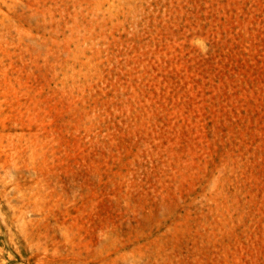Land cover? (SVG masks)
<instances>
[{"label": "rangeland", "instance_id": "374dc122", "mask_svg": "<svg viewBox=\"0 0 264 264\" xmlns=\"http://www.w3.org/2000/svg\"><path fill=\"white\" fill-rule=\"evenodd\" d=\"M0 264H264V0H0Z\"/></svg>", "mask_w": 264, "mask_h": 264}]
</instances>
